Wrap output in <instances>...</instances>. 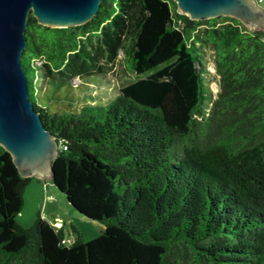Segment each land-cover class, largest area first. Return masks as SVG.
<instances>
[{
    "label": "trees",
    "instance_id": "1",
    "mask_svg": "<svg viewBox=\"0 0 264 264\" xmlns=\"http://www.w3.org/2000/svg\"><path fill=\"white\" fill-rule=\"evenodd\" d=\"M26 36L30 99L60 142L55 188L105 229L87 240L71 223L68 243L41 213L24 227L33 176L0 145V264H264V29L191 19L175 0H101L81 26L31 14ZM120 50L137 77L112 101L44 103V82L72 88Z\"/></svg>",
    "mask_w": 264,
    "mask_h": 264
},
{
    "label": "water",
    "instance_id": "2",
    "mask_svg": "<svg viewBox=\"0 0 264 264\" xmlns=\"http://www.w3.org/2000/svg\"><path fill=\"white\" fill-rule=\"evenodd\" d=\"M191 19L220 16L239 19L248 28L264 26L256 0H175ZM101 0H0V145L13 156L24 176L53 178L60 142L47 130L30 99L22 55L30 15L51 28L84 25L98 14Z\"/></svg>",
    "mask_w": 264,
    "mask_h": 264
},
{
    "label": "rangeland",
    "instance_id": "3",
    "mask_svg": "<svg viewBox=\"0 0 264 264\" xmlns=\"http://www.w3.org/2000/svg\"><path fill=\"white\" fill-rule=\"evenodd\" d=\"M258 6L262 7L264 9V1L262 3H258ZM259 29V28H258ZM260 29H264V26H262ZM130 44V41H128ZM208 68L211 72V83L210 86L213 91V96L216 97L218 91L220 90V83H219V77L216 73L215 65H214V57L213 54L210 52L208 53ZM104 61H100V64H103ZM131 65L130 56L128 57L124 51L120 50L119 56L116 60V63L112 67H106V72H93L95 73L94 76H85L79 78L78 76L72 79V88L66 86L64 88H61L57 91L53 90L54 86L49 87V82H44V87H46L45 90L46 95L43 99L44 103L50 108L52 112L55 111H74L79 110L87 101L92 100V103H101V104H107L110 101H112L114 98L117 97L119 93V88L126 85L128 82L134 80L136 78L135 72L129 70ZM102 80V81H101ZM92 94L95 96V98H92L90 96ZM41 97V95L39 96ZM73 99H76L72 101ZM41 100V99H40ZM206 105H210V92L208 91V88L206 90ZM59 192V190H58ZM62 199H59L55 203V209L61 210L63 213L65 212V205L66 203L69 205L71 209H73V212H75V216H78L82 221L75 220L73 222V225L77 226L79 229H81L82 233H85V238L87 240H92L99 236L101 232L104 231L105 226L102 224V222L98 220H90L85 215H81L75 209L73 206L68 202L67 196L63 192H59ZM60 202V203H59ZM39 209L37 208V203L35 202V199L30 196L29 193H25V205L22 210V212L18 216V221H23V217H20V215H24L30 213H35V220L37 218V215ZM77 219V217H76ZM31 225L24 226V227H31ZM65 237L68 240V243H71L75 240V235L72 232L71 223L68 222L67 226L64 230ZM72 240V241H71Z\"/></svg>",
    "mask_w": 264,
    "mask_h": 264
},
{
    "label": "crops",
    "instance_id": "4",
    "mask_svg": "<svg viewBox=\"0 0 264 264\" xmlns=\"http://www.w3.org/2000/svg\"><path fill=\"white\" fill-rule=\"evenodd\" d=\"M27 193L35 199L37 203L38 213H41L44 219L52 223L58 230L64 229L67 223H73L75 220L82 221L78 216H75L73 209L66 203L65 212L55 209V203L57 204L58 198L63 200L58 190L55 188L53 178L51 176L43 174L42 176H33L31 184L26 189ZM60 203V202H59ZM35 213H28L24 215V212L20 217H23V221L20 223L23 226H28L34 223ZM77 217V219H76ZM73 221V222H72ZM85 237V233H83Z\"/></svg>",
    "mask_w": 264,
    "mask_h": 264
},
{
    "label": "built area",
    "instance_id": "5",
    "mask_svg": "<svg viewBox=\"0 0 264 264\" xmlns=\"http://www.w3.org/2000/svg\"><path fill=\"white\" fill-rule=\"evenodd\" d=\"M257 3H262L264 0H256Z\"/></svg>",
    "mask_w": 264,
    "mask_h": 264
}]
</instances>
